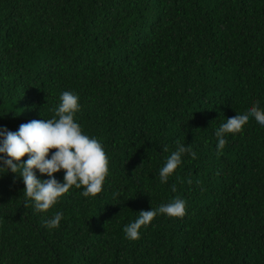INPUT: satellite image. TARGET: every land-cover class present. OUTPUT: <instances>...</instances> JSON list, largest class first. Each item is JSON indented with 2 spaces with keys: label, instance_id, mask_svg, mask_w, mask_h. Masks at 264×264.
<instances>
[{
  "label": "trees",
  "instance_id": "obj_1",
  "mask_svg": "<svg viewBox=\"0 0 264 264\" xmlns=\"http://www.w3.org/2000/svg\"><path fill=\"white\" fill-rule=\"evenodd\" d=\"M65 90L109 157L103 190L73 186L41 212L0 172V264H264V126L249 116L222 151L214 134L264 108V0H0V128L51 118ZM178 143L196 158L161 183ZM175 197L183 217L126 238Z\"/></svg>",
  "mask_w": 264,
  "mask_h": 264
},
{
  "label": "clouds",
  "instance_id": "obj_2",
  "mask_svg": "<svg viewBox=\"0 0 264 264\" xmlns=\"http://www.w3.org/2000/svg\"><path fill=\"white\" fill-rule=\"evenodd\" d=\"M81 107L79 95L65 90L60 94L55 115L51 118L29 120L20 124L16 131L0 128V172L10 170L22 179L25 186L23 192L37 211L45 212L52 208L73 186L82 188L81 195L84 197L95 196L103 190L109 173V157L102 143L84 133L75 119ZM249 116L264 126V108L259 106V101H255L246 109L226 117L215 130L218 151L223 150L227 134L240 131ZM52 149L55 151L50 154ZM163 151H168L167 147ZM25 154L27 159L21 160ZM185 154L196 158L190 144L178 143L159 169L161 183L167 182L182 165ZM37 170L40 176L47 178H39ZM61 170L64 172L62 181L54 175ZM188 182L191 183V180ZM161 214L183 217L186 201L175 197L158 207L141 210L135 220L124 225L126 238L139 239L141 228L147 227ZM62 219L63 212L56 211L44 224L49 229L58 228Z\"/></svg>",
  "mask_w": 264,
  "mask_h": 264
}]
</instances>
